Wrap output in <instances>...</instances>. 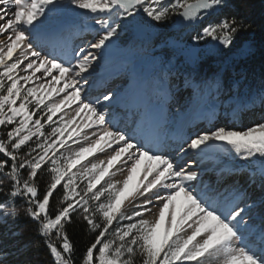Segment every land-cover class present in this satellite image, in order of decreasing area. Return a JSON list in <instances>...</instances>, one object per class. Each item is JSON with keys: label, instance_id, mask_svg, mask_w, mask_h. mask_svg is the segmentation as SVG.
<instances>
[{"label": "rangeland", "instance_id": "obj_1", "mask_svg": "<svg viewBox=\"0 0 264 264\" xmlns=\"http://www.w3.org/2000/svg\"><path fill=\"white\" fill-rule=\"evenodd\" d=\"M136 1L125 12L131 0H0V83L45 115L66 189L76 186L73 197L110 221L99 264H121L140 242L162 264H264V115L229 122L215 103L199 106V90L187 104L177 91L170 106L169 87H147V55L138 48L149 30L137 13L154 0ZM107 15L122 17L119 34L104 36ZM69 27L87 36L73 55L58 51L63 59L48 52L55 37L44 47L35 37ZM171 45L195 60V43ZM190 117L217 123L189 131Z\"/></svg>", "mask_w": 264, "mask_h": 264}, {"label": "trees", "instance_id": "obj_2", "mask_svg": "<svg viewBox=\"0 0 264 264\" xmlns=\"http://www.w3.org/2000/svg\"><path fill=\"white\" fill-rule=\"evenodd\" d=\"M193 1L154 0L138 11V23L149 30L138 49L147 55L150 80L159 78L187 94L199 90L204 102H218L226 115L239 107L243 120L261 117L264 0H209L206 14L179 22V13ZM117 20L124 24L122 17ZM173 43H195V60L182 57ZM188 102L186 95L183 104ZM58 148L45 115L26 109L0 83V264H99L110 221L92 201L73 197L76 186L66 189V171L59 173L52 163ZM120 262L162 264L141 242L130 245Z\"/></svg>", "mask_w": 264, "mask_h": 264}, {"label": "water", "instance_id": "obj_3", "mask_svg": "<svg viewBox=\"0 0 264 264\" xmlns=\"http://www.w3.org/2000/svg\"><path fill=\"white\" fill-rule=\"evenodd\" d=\"M120 4V3H119ZM127 11L132 10L136 5V0H131L129 4H122ZM211 7V3L209 0H196L188 5H186L182 11L179 13L177 20L178 21H188L192 20L195 17L206 14Z\"/></svg>", "mask_w": 264, "mask_h": 264}]
</instances>
